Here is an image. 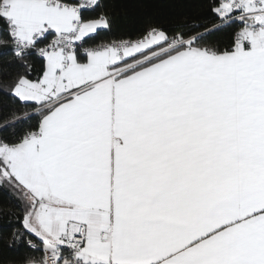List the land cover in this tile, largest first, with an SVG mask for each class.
I'll list each match as a JSON object with an SVG mask.
<instances>
[{"label": "snow or ice", "instance_id": "obj_1", "mask_svg": "<svg viewBox=\"0 0 264 264\" xmlns=\"http://www.w3.org/2000/svg\"><path fill=\"white\" fill-rule=\"evenodd\" d=\"M165 2L0 0V264H264V0Z\"/></svg>", "mask_w": 264, "mask_h": 264}, {"label": "trees", "instance_id": "obj_2", "mask_svg": "<svg viewBox=\"0 0 264 264\" xmlns=\"http://www.w3.org/2000/svg\"><path fill=\"white\" fill-rule=\"evenodd\" d=\"M118 21L112 34L102 32L98 39L107 37L108 35L120 34L122 32L133 31L143 26L145 20L152 17H161L169 14L172 9L165 0H155L151 4H146L145 0H117ZM15 204L14 200H10L6 193H0V206ZM7 215L0 216V237L7 238L14 227H18L14 221L9 222ZM13 250L4 248L0 244V257L5 259L16 256Z\"/></svg>", "mask_w": 264, "mask_h": 264}]
</instances>
